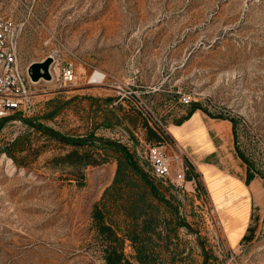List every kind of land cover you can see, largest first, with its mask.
I'll use <instances>...</instances> for the list:
<instances>
[{
	"label": "rangeland",
	"instance_id": "1",
	"mask_svg": "<svg viewBox=\"0 0 264 264\" xmlns=\"http://www.w3.org/2000/svg\"><path fill=\"white\" fill-rule=\"evenodd\" d=\"M0 11L24 72L55 57L50 80H30L29 107L0 116V264H106L97 204L131 264H264V217L253 240L229 248L206 189L153 178L141 146L184 160L168 128L197 102L207 120L236 119L237 146L264 177V0H4ZM68 63L76 80L61 84ZM138 102L166 137L150 134ZM211 186L219 200L221 183Z\"/></svg>",
	"mask_w": 264,
	"mask_h": 264
},
{
	"label": "crops",
	"instance_id": "2",
	"mask_svg": "<svg viewBox=\"0 0 264 264\" xmlns=\"http://www.w3.org/2000/svg\"><path fill=\"white\" fill-rule=\"evenodd\" d=\"M197 109L169 131L183 145L187 160L199 174L214 206L222 236L231 249L253 240L264 217V177L255 175L247 184V166L234 151L232 123L224 118L205 119ZM196 135V144L185 140ZM221 183V198L215 199L211 182ZM236 233V234H235Z\"/></svg>",
	"mask_w": 264,
	"mask_h": 264
},
{
	"label": "built area",
	"instance_id": "3",
	"mask_svg": "<svg viewBox=\"0 0 264 264\" xmlns=\"http://www.w3.org/2000/svg\"><path fill=\"white\" fill-rule=\"evenodd\" d=\"M3 1L0 0V10ZM16 33L11 18L3 15L0 11V116L7 114L10 110H25L30 105L31 81L18 60ZM50 56H52L54 62L55 57ZM50 72L53 76L52 67H50ZM56 80L61 84L73 83L76 80L72 63L59 68ZM182 101L183 103H189L191 98L184 95ZM137 104L149 125L160 136H166L162 122L152 114L144 103L138 102ZM141 146L149 163V173L153 178H157L163 184L170 185L178 190H185L188 182L192 183L193 186H196V183L199 182V175L194 173H191L190 179L186 178V173L191 171L185 160L186 158L183 160L182 156L177 154L170 157L165 152L163 145L159 143L143 140Z\"/></svg>",
	"mask_w": 264,
	"mask_h": 264
},
{
	"label": "trees",
	"instance_id": "4",
	"mask_svg": "<svg viewBox=\"0 0 264 264\" xmlns=\"http://www.w3.org/2000/svg\"><path fill=\"white\" fill-rule=\"evenodd\" d=\"M197 109L202 110L199 103L193 102L188 113L181 120H179V122H177L176 124H181L183 121L188 119L194 113V111ZM53 113L54 112H52V114ZM213 117L228 119L232 123V134H233L234 143H236L235 150H236L237 155L240 157V159L247 166V173H246L245 182L248 184L251 181V179L258 172H257V170H255L253 168L252 161L249 158H247L244 155V153L241 151V149L237 146V140H236L237 122H236V119L234 117H223V116H213ZM35 126L37 127V129H40V130L42 129V126L40 124H36ZM149 132H150V134L155 135L158 139H160L162 137L158 133L154 132L151 129L149 130ZM67 141L70 143H73V140L67 139ZM106 144L109 146H113V147L118 145L120 148H122V146L119 144H114V143H112V144L106 143ZM185 160L188 163L190 170H191L190 172L187 173V177H188L187 179H190L191 172L194 173L195 175H199L195 171L194 166L187 160V158ZM124 161H125V164L127 167L131 168L133 171L137 172L139 175L142 176V178L144 179V182L149 185L150 192L154 197H161L158 193L157 188L153 184V182L148 179L147 174L140 169L138 164L132 159L131 154L127 150H125V152H124ZM120 175L121 174L119 172H116V176L114 177L113 181L117 182ZM198 183H199V185H202L201 181H199ZM161 199H163V198H161ZM93 217L96 220V225L98 226L100 233L104 235V239L106 241V243H105L106 245L104 248V251H105L104 259H105L106 264H131V262H129V260L127 259L125 252H124V247H123L124 241H125L124 237L119 236L116 233L113 225L110 222H107L105 220V213H104L103 209L98 204L95 205V207H94ZM180 225H182V224H180ZM190 230L196 232L193 229H190ZM136 248H137V251H136L137 260L140 261V263H141L143 261V255H144L143 250H142V248H139V247H136ZM205 257H207V261H208L210 256L207 252H205Z\"/></svg>",
	"mask_w": 264,
	"mask_h": 264
},
{
	"label": "water",
	"instance_id": "5",
	"mask_svg": "<svg viewBox=\"0 0 264 264\" xmlns=\"http://www.w3.org/2000/svg\"><path fill=\"white\" fill-rule=\"evenodd\" d=\"M52 62V56H47L40 61L31 62L27 68L30 80L33 82H36L40 79L50 80L52 78V74L50 72ZM110 142L114 143L113 141ZM205 261H207V257H205Z\"/></svg>",
	"mask_w": 264,
	"mask_h": 264
},
{
	"label": "bare ground",
	"instance_id": "6",
	"mask_svg": "<svg viewBox=\"0 0 264 264\" xmlns=\"http://www.w3.org/2000/svg\"><path fill=\"white\" fill-rule=\"evenodd\" d=\"M102 77H103V74L98 71H95V73L92 75V78L97 79V80H101Z\"/></svg>",
	"mask_w": 264,
	"mask_h": 264
}]
</instances>
